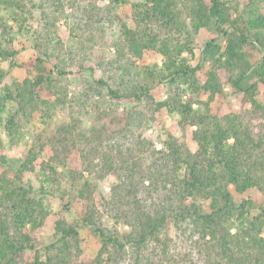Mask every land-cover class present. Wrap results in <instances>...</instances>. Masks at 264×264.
Here are the masks:
<instances>
[{"label":"trees","instance_id":"trees-1","mask_svg":"<svg viewBox=\"0 0 264 264\" xmlns=\"http://www.w3.org/2000/svg\"><path fill=\"white\" fill-rule=\"evenodd\" d=\"M27 1L0 0V9L9 12L21 29L31 14ZM107 1L132 6L133 25L122 23L120 51L136 60L156 51L163 63L145 70L144 76L124 70L115 84L98 80L96 85L106 87L118 102H150L155 112L179 116L177 126L196 128L198 148L191 151L176 130L169 129L162 148L156 150L138 134L142 119L131 116L110 144L89 159L84 152L79 151L80 157L72 151L77 120L63 126L51 141L53 155L43 166L51 188L47 193L61 200L67 214L79 210L76 204L81 212L76 223L62 217L55 241L45 247L39 235L50 214L44 199L24 184V174L35 170L36 159L33 155L22 163L13 161L0 139V264H264L263 137L244 115L220 118L211 107L224 92L218 71L227 72L232 86L252 106L256 123L264 126V103L259 100L264 88V0H248L244 7L230 0ZM202 29H216L226 40L222 53L216 39L206 44L205 63L211 61L214 67L206 82L197 77L202 67H193L184 57L195 56V37ZM12 31L0 17V34L7 44L0 45V58L5 61L17 53L10 46ZM59 45L63 46L57 42L54 51ZM51 57L42 52L29 62L14 64L27 78L6 86L0 97V126L8 106L16 107L5 125L13 139L19 137L23 122L37 114L50 119L57 108L60 79L67 74L62 65L50 67ZM3 79L0 73V86ZM166 81L177 88L166 101H156L152 89ZM180 84L189 85L192 96ZM203 95L209 96L207 102L196 100ZM197 102L204 106L200 112L194 109ZM85 171L99 179L117 176L109 199L96 200L92 185L82 182ZM232 188L239 194L258 192L262 199H237ZM85 229L101 243L91 263L81 260Z\"/></svg>","mask_w":264,"mask_h":264},{"label":"rangeland","instance_id":"rangeland-1","mask_svg":"<svg viewBox=\"0 0 264 264\" xmlns=\"http://www.w3.org/2000/svg\"><path fill=\"white\" fill-rule=\"evenodd\" d=\"M230 1H238L244 7L248 0ZM27 4L31 14H27L29 19L24 29L11 19L9 12L0 9V17H4L13 28L11 38L14 41L10 46L17 52L13 60L5 61L0 58V73H4L0 97L5 95L6 86H12L27 78L25 70L17 68L14 64L29 62L42 52L52 54L50 67L54 68L55 64L62 65L67 75L60 79L63 86L60 88L61 93L56 96L59 102L52 112V118L37 114L30 121L23 122L16 140L11 138L5 129L9 112L16 109L13 104L9 105L8 111L4 113V122L0 126V139L3 141L6 155L13 161L22 163L32 159L33 155L36 159L35 170L24 174V184L32 187L35 195L44 199L49 211L50 215L39 235L46 247L55 241L57 222L66 217L69 222L76 223L81 212V205L76 204L79 210L75 209L71 214H67L61 200L47 193L51 188L47 183L43 166L53 155L51 141L63 126L77 120V131L73 138L76 146L72 151L80 157L79 151L84 152L89 159H93L95 151H101L110 144V139L122 131L131 116L142 119L143 127L139 129L138 134L142 139L153 143L156 150L162 148L161 142L166 138L169 129L176 130L177 137L187 144L191 151L196 152L198 145L194 140L196 128L188 126L183 129L177 126L179 116L167 110L155 112L153 103L150 102L142 104L118 102L109 95L106 87L96 85L98 80L109 82L110 85L115 84V78L119 73L121 77L124 76V70L132 71V75L135 76H144L147 73L145 70L153 69L156 65L162 66L163 57L156 51L146 52L142 60H136L123 54L118 48L122 41V23L133 25L131 5L116 6L107 0H28ZM213 39L222 45V53L226 46L225 38L220 37L216 29H202L195 37L193 45L195 56L184 54L193 67H202L197 72V77L204 82L207 80L208 72L214 70L212 62L205 63L204 59L209 56L205 52L206 44ZM57 42L63 46L59 45L60 49L54 51ZM38 44H42L40 50L37 49ZM0 45H7L1 34ZM60 50L63 52L61 55ZM58 55L59 59H55ZM124 64L125 67L119 69V66ZM218 73L224 92L216 96L211 103L212 113L220 118L233 113L244 115L245 121L256 133L261 134L264 140V126L259 127L252 117V106L246 103L243 94L232 86L229 73L223 71ZM126 76L127 80L131 79V76ZM121 77L118 78L121 80ZM180 85L187 96H192L189 85ZM176 88L177 84L166 81L154 86L151 94L156 101H166ZM196 100L207 102L209 96L203 95ZM259 100L264 103L263 87ZM194 109L200 112L204 106L197 102ZM1 169L2 165L0 172ZM61 177L64 179L63 175ZM64 181L65 187L70 188L68 182L65 179ZM82 182L92 185L95 189L94 196L100 201L111 197L112 187L118 184V179L115 174L99 179L95 173L85 171ZM232 190L237 199L251 197L259 202L262 199L258 192L239 194L234 188ZM121 230H128V227L121 226ZM170 231L175 233L174 225H170ZM83 232L81 260L91 263L98 255L101 243L92 231L85 229Z\"/></svg>","mask_w":264,"mask_h":264}]
</instances>
